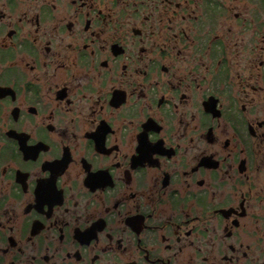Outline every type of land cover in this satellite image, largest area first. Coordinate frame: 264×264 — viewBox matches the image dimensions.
Listing matches in <instances>:
<instances>
[{
	"label": "flooded vegetation",
	"instance_id": "1",
	"mask_svg": "<svg viewBox=\"0 0 264 264\" xmlns=\"http://www.w3.org/2000/svg\"><path fill=\"white\" fill-rule=\"evenodd\" d=\"M0 264H264V0H0Z\"/></svg>",
	"mask_w": 264,
	"mask_h": 264
}]
</instances>
